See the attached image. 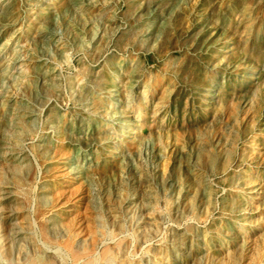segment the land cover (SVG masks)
Masks as SVG:
<instances>
[{"label": "rangeland", "instance_id": "1", "mask_svg": "<svg viewBox=\"0 0 264 264\" xmlns=\"http://www.w3.org/2000/svg\"><path fill=\"white\" fill-rule=\"evenodd\" d=\"M0 239V264H264V0H0Z\"/></svg>", "mask_w": 264, "mask_h": 264}, {"label": "bare ground", "instance_id": "2", "mask_svg": "<svg viewBox=\"0 0 264 264\" xmlns=\"http://www.w3.org/2000/svg\"><path fill=\"white\" fill-rule=\"evenodd\" d=\"M50 38L51 39H53V40H55V41H58V39H57V35L56 34H52L51 36H50ZM25 115H26V117H31L32 115L29 113V112H26L25 113ZM33 126V125H32ZM51 128V127H50ZM22 152V150L21 151H18V154L19 153H21ZM17 153V152H16ZM22 156V153H21V155H20V157ZM21 163H24L25 162V160H24V158H22L21 160ZM77 161H74V163H76ZM229 163V162H228ZM73 169H74V171H75V173H79V171H80V168H79V166H75V167H73ZM228 170V169H227ZM78 177H81V175H79ZM207 183V182H206ZM204 185H205V183H204ZM60 189V188H59ZM210 192V191H209ZM208 193V192H207ZM212 193V192H211ZM210 193V194H211ZM11 194V192L9 193V195ZM9 195L7 196V198L9 197ZM146 199V198H145ZM151 202V201H150ZM149 202V203H150ZM151 206H152V204H151ZM146 207V206H145ZM153 208V207H152ZM149 209H150V207H149ZM145 210V209H144ZM149 211V210H148ZM9 217L10 218H13V213H10L9 214ZM42 218V220H43V216L41 217ZM47 219V218H46ZM14 220V219H13ZM237 220H238V218H237ZM15 221V220H14ZM36 221V220H35ZM151 221V220H150ZM61 227V226H60ZM64 229V228H63ZM59 230V229H58ZM98 232H100V231H98ZM19 233V231L18 230H15V227H12V234H18ZM102 234V233H101ZM99 236H101V235H99ZM225 237V236H224ZM64 238V237H63ZM99 238V237H98ZM228 238V237H227ZM233 238V237H232ZM1 240V239H0ZM92 240H94V239H92ZM217 240V239H216ZM10 241H12V239H10ZM95 241V240H94ZM228 241V240H227ZM233 241V240H232ZM238 241V240H237ZM93 242V241H92ZM222 242H224V241H222ZM1 243H2V241H1ZM180 243H182V242H180ZM218 243V242H217ZM230 243H231V241H230ZM3 244V243H2ZM50 244V243H49ZM61 247L62 248H64L68 253H74V245H75V239H74V237H73V234H69L67 237H65L63 240H62V242H61ZM101 244V243H100ZM187 244V243H186ZM210 244H211V241H210ZM92 245V244H91ZM97 245V244H96ZM198 245V244H197ZM196 245V246H197ZM77 246V245H76ZM79 246V245H78ZM219 246V245H218ZM230 246V245H229ZM97 247V246H96ZM78 248V247H77ZM87 248V247H86ZM175 248H176V246H175ZM178 248H179V246H178ZM198 248V247H197ZM218 248H220V247H218ZM228 248V247H227ZM246 248V247H245ZM199 249V248H198ZM229 249V248H228ZM231 249V248H230ZM229 249V250H230ZM37 250V249H36ZM98 250V249H97ZM175 250H177V249H175ZM196 250V249H195ZM201 250H202V248H201ZM217 250V249H216ZM223 250V249H222ZM226 250V249H225ZM228 250V251H229ZM246 250H247V248H246ZM220 251V250H219ZM108 252V251H107ZM207 252V251H206ZM216 252V251H215ZM226 252V251H225ZM233 252V251H232ZM239 252H240V249H239ZM234 253V252H233ZM245 253V252H244ZM98 254V253H97ZM105 254V253H104ZM182 254V253H181ZM240 254V253H239ZM246 254H248V253H246ZM93 255V254H92ZM209 255V254H208ZM216 255V254H215ZM224 255V254H223ZM96 256V255H95ZM185 256V255H184ZM221 256V255H220ZM234 256L236 257V255H235V253H234ZM238 256V255H237ZM100 257V256H99ZM186 257V256H185ZM204 257V256H203ZM227 257H230V256H227ZM29 258H31V257H29ZM107 258V257H106ZM188 258H189V256H188ZM201 258V257H200ZM224 258V257H223ZM82 259V258H81ZM80 259V260H81ZM108 259V258H107ZM106 259V260H107ZM195 259V258H194ZM209 259V258H208ZM207 258H206V260H208ZM226 259V258H225ZM249 259V258H248ZM95 260H96V258L95 259H91L90 261H88V263L87 264H95ZM210 260V259H209ZM213 260V259H212ZM217 260H219V259H217ZM216 260V261H217ZM78 261V260H77ZM188 261V260H187ZM226 261V260H225ZM101 262V261H100ZM224 262V261H223ZM106 263V262H105ZM187 263V262H186ZM195 263V262H194ZM193 263V264H194ZM202 263V262H201ZM206 263V262H205ZM227 263V262H226ZM31 264H44V263H39L38 261H37V257H35L34 259H33V261L31 262ZM197 264V263H196ZM209 264V263H208ZM217 264V263H216ZM219 264V263H218Z\"/></svg>", "mask_w": 264, "mask_h": 264}]
</instances>
